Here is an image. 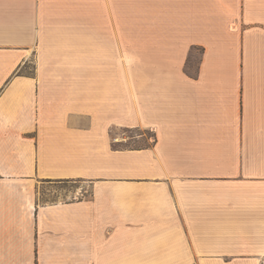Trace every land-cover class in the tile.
Returning <instances> with one entry per match:
<instances>
[{
	"label": "crops",
	"instance_id": "0c3cea01",
	"mask_svg": "<svg viewBox=\"0 0 264 264\" xmlns=\"http://www.w3.org/2000/svg\"><path fill=\"white\" fill-rule=\"evenodd\" d=\"M0 264H264V0H0Z\"/></svg>",
	"mask_w": 264,
	"mask_h": 264
},
{
	"label": "rangeland",
	"instance_id": "374dc122",
	"mask_svg": "<svg viewBox=\"0 0 264 264\" xmlns=\"http://www.w3.org/2000/svg\"><path fill=\"white\" fill-rule=\"evenodd\" d=\"M114 134L120 135L122 138H124L125 142L123 143V145L127 147H141L143 145L148 144L149 142H152L151 141L152 136L150 132L146 130H127V131L119 130V131H115ZM41 186L43 188L51 189V187L60 188V187H69V186L73 187L78 185L62 183V184H43Z\"/></svg>",
	"mask_w": 264,
	"mask_h": 264
}]
</instances>
